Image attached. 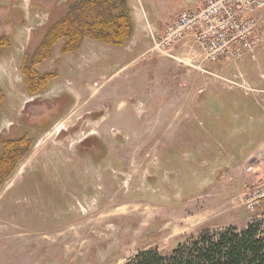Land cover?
I'll return each mask as SVG.
<instances>
[{"label":"rangeland","instance_id":"obj_1","mask_svg":"<svg viewBox=\"0 0 264 264\" xmlns=\"http://www.w3.org/2000/svg\"><path fill=\"white\" fill-rule=\"evenodd\" d=\"M66 3L0 0L14 7L0 8L1 31L23 46L21 17L46 25ZM90 42L77 54L60 43L40 65L59 75L34 96L20 71L23 53L0 60V138L36 137L0 191V264H124L141 250L168 254L205 229L264 220V199L250 208L243 195L259 186L264 167L249 170L259 149L250 159L253 139L239 120L260 112L258 93L200 67L183 43L174 58L152 39L121 49ZM168 90L178 101L171 115L188 121L173 138L163 125Z\"/></svg>","mask_w":264,"mask_h":264},{"label":"trees","instance_id":"obj_2","mask_svg":"<svg viewBox=\"0 0 264 264\" xmlns=\"http://www.w3.org/2000/svg\"><path fill=\"white\" fill-rule=\"evenodd\" d=\"M61 10H65L62 17L51 18L37 31L38 42L20 65L26 92L31 96L47 91L58 77L57 70L41 71L40 65L53 57L60 43L62 53L68 54L79 52L87 40L120 48L133 36L130 0H68ZM11 46V35L1 34L0 58ZM4 98L0 89V115ZM35 138L27 131L19 136H1L0 191L31 153ZM124 264H264V220L249 221L241 228L205 229L178 243L168 254L156 248L141 250Z\"/></svg>","mask_w":264,"mask_h":264},{"label":"crops","instance_id":"obj_3","mask_svg":"<svg viewBox=\"0 0 264 264\" xmlns=\"http://www.w3.org/2000/svg\"><path fill=\"white\" fill-rule=\"evenodd\" d=\"M130 1L132 7L133 21H134V33L129 43L131 44L137 43L144 45V43H148L150 39L153 40V37H160L163 34L165 27L168 24L172 23L178 17L181 11L186 9L196 8L205 0H130ZM1 8L7 10H9L10 8V12L14 11L13 5L10 4L2 5ZM262 14L264 15V11ZM21 18H22V25L26 24V30H27L26 39L23 42V46L15 45V40L13 38L12 46L5 50V53L0 58V60L5 56H9L14 49L19 51L20 53H23V58H24L27 51L32 50L33 48L32 44L34 42V39H37L35 38L37 31H40L45 26L44 24L31 26L27 24L26 16L25 18L23 17ZM39 19H41V16L37 15L36 20ZM50 20L51 18H49L48 23L50 22ZM6 23L9 24V19L6 20ZM258 29H259V33L262 35V37H264V29H260L259 26ZM1 30L2 28H0V35L5 34V32ZM87 41H93V40H87ZM87 41H85L83 47H85L87 44L93 45V42L87 43ZM37 42L38 39L35 42V44ZM181 43H183L184 47H188L189 54L190 56H192L193 59L198 58L200 60L201 58L202 62L203 61L206 62V63L203 62V64L199 65L200 67H202V65L204 64H206V66H210L212 72L216 73L215 76H217V74L226 75L227 73H229V76L232 78L238 80L242 78L243 83L248 86L247 89L244 88L245 90H251L254 93H258L260 99V104L258 103L261 109L260 112H254L256 109L251 110L247 117L241 116V119L239 120L245 121L247 125V133L249 134V140L253 139V143L250 145L252 150L249 155V158L251 159V157L254 156V154H256V151L258 149H259L258 153L260 151H263L264 150V42L259 47H257L254 53L247 54L241 59L234 60L231 58H221L216 62L204 60V57L200 52L198 46L194 43L193 40H191V38H188L182 41ZM28 44H29V48H27ZM119 49H121V47ZM239 88L241 89V87ZM247 96L248 94H246V97ZM164 97L167 98L164 100V104L166 103L164 106V110L167 113H169V116H165V118L167 119H164L163 125L167 123L171 124V130L167 129V133L169 134V138H173L174 137L173 135L177 134L176 124H180L181 130L182 129L185 130L188 121L185 120L184 115H180L176 113H174L173 116L171 115L172 110L176 108L178 105V101L174 100L175 98L173 96V91L168 90L164 92ZM253 98L256 99V97L254 96ZM179 107H182V105L180 104ZM156 118H157L156 116H153V120H152L153 123L155 122L154 120ZM232 119L233 121H235L238 120V117H234ZM228 120H230V118H228ZM181 130L179 132H181ZM167 136L168 135H166V137Z\"/></svg>","mask_w":264,"mask_h":264},{"label":"built area","instance_id":"obj_4","mask_svg":"<svg viewBox=\"0 0 264 264\" xmlns=\"http://www.w3.org/2000/svg\"><path fill=\"white\" fill-rule=\"evenodd\" d=\"M263 11L264 0H205L196 8L181 11L160 37H153L154 49L174 57V47L191 38L206 61L241 59L264 42L258 29L259 20L264 19ZM232 83L248 88L244 83ZM261 167L264 150L255 155L249 170ZM258 182L257 188L243 194L250 208L264 199V175Z\"/></svg>","mask_w":264,"mask_h":264},{"label":"flooded vegetation","instance_id":"obj_5","mask_svg":"<svg viewBox=\"0 0 264 264\" xmlns=\"http://www.w3.org/2000/svg\"><path fill=\"white\" fill-rule=\"evenodd\" d=\"M83 151H85V149ZM107 152H108V149L107 148H103V149L101 148V149L98 150L97 155L103 156V155H106Z\"/></svg>","mask_w":264,"mask_h":264},{"label":"bare ground","instance_id":"obj_6","mask_svg":"<svg viewBox=\"0 0 264 264\" xmlns=\"http://www.w3.org/2000/svg\"><path fill=\"white\" fill-rule=\"evenodd\" d=\"M124 207V206H123ZM106 208V207H105ZM124 208H126V207H124ZM113 227V226H112ZM126 229V228H125ZM117 240V239H116ZM127 241H125V243H126Z\"/></svg>","mask_w":264,"mask_h":264}]
</instances>
